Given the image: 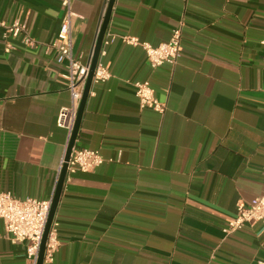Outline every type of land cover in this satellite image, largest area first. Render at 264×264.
I'll list each match as a JSON object with an SVG mask.
<instances>
[{
  "label": "crops",
  "instance_id": "0c3cea01",
  "mask_svg": "<svg viewBox=\"0 0 264 264\" xmlns=\"http://www.w3.org/2000/svg\"><path fill=\"white\" fill-rule=\"evenodd\" d=\"M106 0H74L73 50L92 59ZM62 0H0L36 40L0 33V188L51 199L67 149L60 108L71 102L66 67L47 48ZM182 30L175 64L152 67L144 49L116 39L92 83L75 144L104 162L66 173L52 222L50 264H260L264 224L225 234L237 205L264 188V0H115L106 34L157 45ZM134 81H149L164 113L140 108ZM0 218V264H30Z\"/></svg>",
  "mask_w": 264,
  "mask_h": 264
},
{
  "label": "built area",
  "instance_id": "2783aa9c",
  "mask_svg": "<svg viewBox=\"0 0 264 264\" xmlns=\"http://www.w3.org/2000/svg\"><path fill=\"white\" fill-rule=\"evenodd\" d=\"M74 0H62L64 15L59 26L56 38L47 45V48L55 51L57 63L64 64L65 72L62 74L66 80L67 89L70 92L71 102L69 105L60 108L57 115V125L66 129L67 142L70 141L77 119L79 105L82 99L87 75L90 69L89 62H83L79 55L73 50L71 28L76 13L73 10ZM108 3V0H106ZM0 33L6 41L5 50L10 51L12 45L10 38L22 37L28 46H35L36 40L28 34L24 22L15 19L12 22L0 19ZM116 39L141 46L152 67H158L165 63L175 64L182 55V30L181 27L173 29L167 41L153 45L147 41H141L138 37L129 34H107L105 35L99 58L94 69L92 83L107 80L111 76L108 67L102 61V56L107 52L108 45ZM134 92L138 99L140 108H152L159 113H164L166 103L161 101L149 81H134ZM104 162V157L97 149L79 147L73 145L70 157L67 160V172L91 171ZM65 163V156L61 161L59 171ZM51 199L37 197H16L9 191L0 188V218L3 220L5 232L13 242L27 241V257L30 264H37L39 248L46 228ZM256 223L264 224V188L261 194L254 197L247 205L239 203L234 217L228 219L223 227L225 234L240 230L246 225ZM57 222H52L46 247L43 264H50L53 261L54 253L59 246L57 233ZM264 264V261H260Z\"/></svg>",
  "mask_w": 264,
  "mask_h": 264
},
{
  "label": "water",
  "instance_id": "95a60500",
  "mask_svg": "<svg viewBox=\"0 0 264 264\" xmlns=\"http://www.w3.org/2000/svg\"><path fill=\"white\" fill-rule=\"evenodd\" d=\"M114 2H115V0H108L104 19H103L102 25L100 27V30H99V33H98V36L96 39V43H95V47L93 50V55H92V59H91V63H90V69H89V72L87 75L85 88H84L82 99H81L79 109H78L76 123L74 126V130L72 132L70 141L68 142V145H67L66 154H65V163L63 164V167L61 169L59 179H58V183H57V186L55 189V193H54V196H53L52 201H51V207H50V212H49L46 228H45V231H44V234L42 237V241L40 244V248H39V255H38V259H37V264H43L44 252H45V247H46V240L48 237L50 226L52 224V221H53L55 213H56V209L58 206L59 199H60L62 191H63L64 181H65V177H66V173H67V160L70 157L72 147L75 144V141L78 137L82 116H83L84 109L86 106L89 91H90V88L92 85V77H93L94 69L96 67V64H97V61L99 58L100 49L102 47V42H103V39L105 37L107 27H108V23H109L110 18H111Z\"/></svg>",
  "mask_w": 264,
  "mask_h": 264
}]
</instances>
